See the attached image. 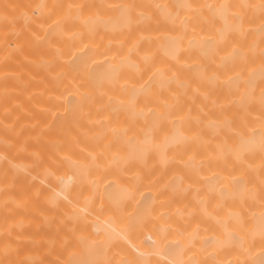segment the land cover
I'll return each instance as SVG.
<instances>
[{"label": "bare ground", "instance_id": "1", "mask_svg": "<svg viewBox=\"0 0 264 264\" xmlns=\"http://www.w3.org/2000/svg\"><path fill=\"white\" fill-rule=\"evenodd\" d=\"M0 264H264V0H0Z\"/></svg>", "mask_w": 264, "mask_h": 264}]
</instances>
